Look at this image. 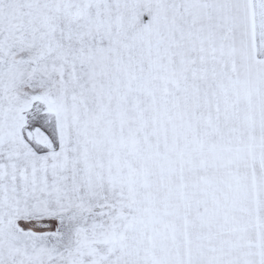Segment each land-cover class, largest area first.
<instances>
[{
    "label": "snow or ice",
    "instance_id": "1",
    "mask_svg": "<svg viewBox=\"0 0 264 264\" xmlns=\"http://www.w3.org/2000/svg\"><path fill=\"white\" fill-rule=\"evenodd\" d=\"M0 264H264V0H0Z\"/></svg>",
    "mask_w": 264,
    "mask_h": 264
}]
</instances>
